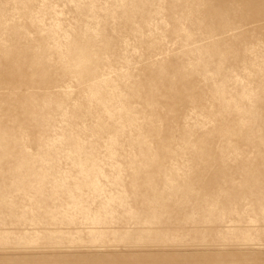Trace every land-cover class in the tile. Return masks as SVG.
Here are the masks:
<instances>
[{"label":"rangeland","instance_id":"obj_1","mask_svg":"<svg viewBox=\"0 0 264 264\" xmlns=\"http://www.w3.org/2000/svg\"><path fill=\"white\" fill-rule=\"evenodd\" d=\"M0 264H264V0H0Z\"/></svg>","mask_w":264,"mask_h":264}]
</instances>
